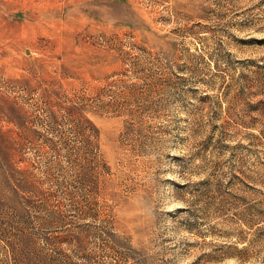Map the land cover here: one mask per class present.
<instances>
[{
    "label": "rangeland",
    "instance_id": "1",
    "mask_svg": "<svg viewBox=\"0 0 264 264\" xmlns=\"http://www.w3.org/2000/svg\"><path fill=\"white\" fill-rule=\"evenodd\" d=\"M0 264H264V0H0Z\"/></svg>",
    "mask_w": 264,
    "mask_h": 264
}]
</instances>
